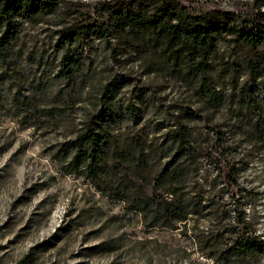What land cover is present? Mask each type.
Instances as JSON below:
<instances>
[{"label":"rangeland","instance_id":"obj_1","mask_svg":"<svg viewBox=\"0 0 264 264\" xmlns=\"http://www.w3.org/2000/svg\"><path fill=\"white\" fill-rule=\"evenodd\" d=\"M110 1L59 0L52 10L20 18L17 38L0 47V264H215L196 245L193 231L153 225L151 217L116 196L120 178L151 192L162 152L145 176L128 178L125 166L115 170L114 154L103 184L70 173L72 154L65 158L60 148L101 112L109 114L107 127L119 147L132 138L158 146L166 130L183 121L195 130L198 146L209 150L212 127L234 126L226 138L239 143L238 154L250 156L240 176L256 198L245 206L264 234V149L258 144L251 150L237 120L245 113L246 84L264 102V42L253 51L233 35L220 39L202 74L219 93L214 104L200 89L201 76L190 82V65H177L148 37L138 39L111 25L107 40L92 34L59 47L61 24L108 21L103 6ZM180 1L194 14L220 10L247 19L256 13V0ZM261 7L264 11V0ZM66 54L80 60L73 82L61 72ZM250 61H260L262 70L253 75ZM187 109L198 117L187 118ZM199 166L204 179L217 175L214 156L202 158ZM208 225L201 219L199 230Z\"/></svg>","mask_w":264,"mask_h":264},{"label":"trees","instance_id":"obj_2","mask_svg":"<svg viewBox=\"0 0 264 264\" xmlns=\"http://www.w3.org/2000/svg\"><path fill=\"white\" fill-rule=\"evenodd\" d=\"M261 1L256 0V13L252 17L238 19L235 13L220 10L194 14L180 0H114L103 6L108 21H66L58 30L57 42L59 47L65 48L92 34L107 40L111 36V25L117 32L134 33L138 39L148 37L168 52L177 65H190L189 81L196 83L201 76L200 89L215 104L220 99L219 93L202 74L208 70V61L225 35H233L236 42L253 51L263 44ZM58 2L0 0V47L17 38L16 25L20 18L31 19L43 14ZM79 65L78 58L64 56L61 72L68 81L75 80ZM249 65L253 75L263 68L260 61H250ZM245 88L246 96L241 99L245 100L241 105L245 113L237 118L238 127L252 141L251 150L258 144L264 149V102L258 101L253 84L248 83ZM106 91L112 92L109 86ZM108 116L107 112L92 115L74 138L62 145L59 151L65 158L72 154L68 162L72 168L70 173L78 172L94 183L103 184L110 156L114 154L115 170L125 166L128 178L145 176L151 173L150 161L162 152L164 161L159 160L152 178V191L140 189L135 183L130 186L126 178H120L115 190L118 199L127 200L133 211L151 217L156 221L153 225L159 223L180 229L183 234L193 231L196 245L215 264H264V234L257 229L253 214L245 206L256 198L255 192L241 182L240 176V170L250 165V156L238 154L239 143L226 138L234 126L228 130L223 126L212 127L215 141L209 150L208 146L206 149L198 146L194 140L195 130L183 121L166 130L158 146L153 141L144 146L139 138H132L128 145L119 147L112 143ZM185 116L197 118L198 114L194 109H187ZM206 156H214L218 163L217 175L212 180L200 176L199 162ZM206 183H209L208 188ZM201 219L209 224L206 230H199Z\"/></svg>","mask_w":264,"mask_h":264}]
</instances>
